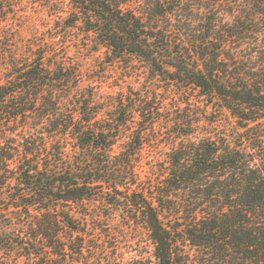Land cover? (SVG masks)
Segmentation results:
<instances>
[{
    "label": "trees",
    "instance_id": "16d2710c",
    "mask_svg": "<svg viewBox=\"0 0 264 264\" xmlns=\"http://www.w3.org/2000/svg\"><path fill=\"white\" fill-rule=\"evenodd\" d=\"M39 5L0 0V264H93L145 232L157 264H264V0Z\"/></svg>",
    "mask_w": 264,
    "mask_h": 264
},
{
    "label": "rangeland",
    "instance_id": "374dc122",
    "mask_svg": "<svg viewBox=\"0 0 264 264\" xmlns=\"http://www.w3.org/2000/svg\"><path fill=\"white\" fill-rule=\"evenodd\" d=\"M19 4L21 13H27L37 19V21H39V19L42 21L39 0H19ZM62 15L66 16V13ZM47 18L50 19L51 17L47 15ZM41 29H44L43 25H41ZM164 116H169L171 118L175 115L164 114ZM109 118L110 115L107 113L97 114L95 116V120L97 121L96 126L109 127ZM130 118L138 121L142 119V116L140 114H136L132 115ZM166 129H164V131ZM156 152L157 150H153L152 148L148 151L150 155H155ZM114 194L115 193L109 191V184L107 182H101L99 180L95 183V197L89 211L93 217L91 221L101 226V228L104 229L103 232L109 231V233H111L115 225L124 226V224L127 223L123 208L115 210L114 205L111 206L110 204L111 200L115 197ZM116 196L124 203L126 202L129 194L125 191L124 193H119ZM111 242H113V240L110 238L100 241V243L107 246L106 254L108 255H105L100 259H91L95 260L93 264H157L154 256V244L146 232L141 236H135L134 234L129 233L126 238H119L117 242H114L116 247H112L113 244H111Z\"/></svg>",
    "mask_w": 264,
    "mask_h": 264
}]
</instances>
